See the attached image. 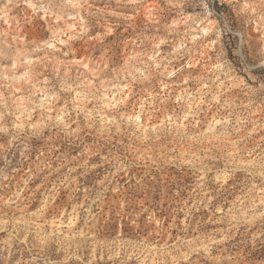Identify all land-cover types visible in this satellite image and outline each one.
<instances>
[{
  "label": "rangeland",
  "instance_id": "obj_1",
  "mask_svg": "<svg viewBox=\"0 0 264 264\" xmlns=\"http://www.w3.org/2000/svg\"><path fill=\"white\" fill-rule=\"evenodd\" d=\"M0 264H264V0H0Z\"/></svg>",
  "mask_w": 264,
  "mask_h": 264
},
{
  "label": "bare ground",
  "instance_id": "obj_2",
  "mask_svg": "<svg viewBox=\"0 0 264 264\" xmlns=\"http://www.w3.org/2000/svg\"><path fill=\"white\" fill-rule=\"evenodd\" d=\"M199 129V128H198ZM204 143V142H203Z\"/></svg>",
  "mask_w": 264,
  "mask_h": 264
}]
</instances>
